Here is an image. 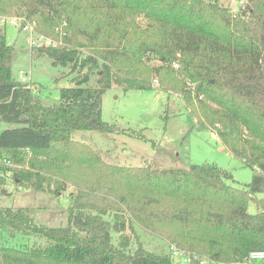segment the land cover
Listing matches in <instances>:
<instances>
[{
    "label": "trees",
    "instance_id": "obj_1",
    "mask_svg": "<svg viewBox=\"0 0 264 264\" xmlns=\"http://www.w3.org/2000/svg\"><path fill=\"white\" fill-rule=\"evenodd\" d=\"M0 16L22 18L60 41L36 50L53 66L87 70L61 89L57 104L44 105L12 78L13 46L0 29V125L7 126L0 129V159L16 167L0 165V186L2 172L12 171L19 186L35 191L60 196L73 188L66 226L36 224L28 208L0 207L5 233L43 241L28 249L0 245V264H176L148 251L137 229L184 251L188 264H241L264 250V202L248 212L253 196L264 193V0H246L236 13L217 0H0ZM151 60L164 85L180 77L170 90L252 170L249 184L235 187L226 170L207 163L112 165L73 138L113 133L115 125L101 118L103 95L119 73L131 77L124 91L151 90L139 68ZM92 73L97 79L89 86Z\"/></svg>",
    "mask_w": 264,
    "mask_h": 264
},
{
    "label": "rangeland",
    "instance_id": "obj_2",
    "mask_svg": "<svg viewBox=\"0 0 264 264\" xmlns=\"http://www.w3.org/2000/svg\"><path fill=\"white\" fill-rule=\"evenodd\" d=\"M244 2L246 0H218L220 5L234 12H238ZM12 17L0 16V29L5 33L7 44L13 46L12 78L16 82L28 84L32 94L37 96L42 104L48 106L57 104L61 89L74 86V81L84 76L87 70L70 73L71 65L53 66L47 56L38 55L36 50L43 46L60 45V41H52L39 35L33 23L28 24L31 29L24 30V24L14 27L8 21ZM2 19L4 23L1 22ZM65 34L71 36L70 30ZM82 55L85 57L90 55V52L82 50ZM158 65L157 60H151L139 67L143 72V78H150L151 90L124 91L123 86L131 77L119 73V82L103 95L101 118L104 122L115 125L113 133L76 132L73 138L89 145L105 162L112 165L153 166L163 170L207 163L226 170L232 176L231 185L240 187L249 184L252 170L227 153L218 140L215 129L198 124L181 95L176 90H170V85L178 84L180 77L172 75L171 84L164 85L160 77L151 72V68ZM164 78L170 81V78ZM96 79L95 73L90 74L87 85L94 86ZM5 127L7 126L0 125V129ZM5 167L10 170L16 168L13 164H6ZM1 176L5 178V184L0 186V207L28 208L29 215L36 224L47 227L66 226L69 193L73 190L71 186H68L60 196H55L46 191H35L25 184L19 186L13 179L12 171L2 172ZM253 197L248 204L250 214L257 212V201L264 202V193H258ZM137 234L148 251L168 254L169 245L165 241L153 238L140 229H137ZM112 238L114 244L119 242L118 235L113 234ZM42 242L19 234L9 236L0 228L1 246L28 249L33 244L38 245ZM202 264L221 263L203 259Z\"/></svg>",
    "mask_w": 264,
    "mask_h": 264
},
{
    "label": "built area",
    "instance_id": "obj_3",
    "mask_svg": "<svg viewBox=\"0 0 264 264\" xmlns=\"http://www.w3.org/2000/svg\"><path fill=\"white\" fill-rule=\"evenodd\" d=\"M14 27H17L18 25L24 24V30L31 27L28 25V23H24L22 18L18 17H12L8 20ZM2 23H4V20H1ZM173 68L178 69V65L176 63L173 64ZM12 165L9 161L6 159H0V165ZM169 249L168 254L170 257L177 263L180 264H188L189 263V257L188 255L182 251L178 250L176 247L171 246ZM254 262H258L259 264H264V250H256L251 251L248 256L244 259V262L242 264H253Z\"/></svg>",
    "mask_w": 264,
    "mask_h": 264
},
{
    "label": "water",
    "instance_id": "obj_4",
    "mask_svg": "<svg viewBox=\"0 0 264 264\" xmlns=\"http://www.w3.org/2000/svg\"><path fill=\"white\" fill-rule=\"evenodd\" d=\"M78 43L84 46L87 45V41L82 36H79Z\"/></svg>",
    "mask_w": 264,
    "mask_h": 264
},
{
    "label": "crops",
    "instance_id": "obj_5",
    "mask_svg": "<svg viewBox=\"0 0 264 264\" xmlns=\"http://www.w3.org/2000/svg\"><path fill=\"white\" fill-rule=\"evenodd\" d=\"M218 1V0H217ZM234 12V11H233ZM236 12V11H235Z\"/></svg>",
    "mask_w": 264,
    "mask_h": 264
}]
</instances>
